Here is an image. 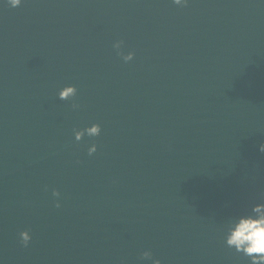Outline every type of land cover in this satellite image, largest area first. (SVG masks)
Here are the masks:
<instances>
[{"label":"water","instance_id":"1","mask_svg":"<svg viewBox=\"0 0 264 264\" xmlns=\"http://www.w3.org/2000/svg\"><path fill=\"white\" fill-rule=\"evenodd\" d=\"M261 143L264 0L0 5L3 264L247 261L220 229L264 202Z\"/></svg>","mask_w":264,"mask_h":264},{"label":"clouds","instance_id":"2","mask_svg":"<svg viewBox=\"0 0 264 264\" xmlns=\"http://www.w3.org/2000/svg\"><path fill=\"white\" fill-rule=\"evenodd\" d=\"M22 2L23 0H0V5L15 9ZM170 2L173 5L183 7L186 5L187 0H170ZM111 47L123 63L127 64L133 60V52H122L123 41L116 40ZM76 92L75 86H64L57 92V99L61 101L69 100L76 96ZM71 107L73 110H77L79 105L73 103ZM100 132V125L92 123L83 129H73L72 135L74 141L79 142L84 135L97 137ZM96 151L97 146L95 144L87 147V155L89 156H92ZM258 151L264 153V143L258 145ZM51 196L54 198L53 207L59 209L61 207L59 192L53 189ZM220 230L225 247L247 258V264H264V202L252 205L250 211L245 214L230 216L225 220ZM18 239L23 247H27L31 240L29 231H20ZM138 259L145 262V264H161L160 260L153 258L152 253L147 250L141 252ZM0 264H3L2 260H0Z\"/></svg>","mask_w":264,"mask_h":264}]
</instances>
